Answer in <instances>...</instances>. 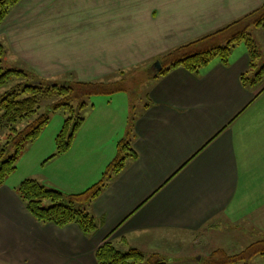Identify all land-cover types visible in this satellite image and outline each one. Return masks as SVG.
<instances>
[{"label": "crops", "instance_id": "obj_1", "mask_svg": "<svg viewBox=\"0 0 264 264\" xmlns=\"http://www.w3.org/2000/svg\"><path fill=\"white\" fill-rule=\"evenodd\" d=\"M21 1L26 2L17 5ZM44 1L31 0L17 14L9 13L0 26L5 56L12 50L41 69L80 61L88 72H99L106 49L121 39L132 36L138 42L152 41L155 48L179 47L264 4V0H74L82 4L85 28L74 42L76 50H66L72 52L67 54L71 61L58 58V40H52L51 29L48 39L55 49L28 52L35 48L30 42L35 37L25 21ZM66 2V7L74 5ZM256 29L254 40L264 60V29ZM42 55L49 59L28 58ZM248 66L240 44L232 49L227 67L214 60L197 76L182 68L162 77L152 74L134 122L137 160L128 162L89 209L99 224L90 237L74 224L58 228L37 223L15 194L20 183L6 181L0 187V264H96L94 251L107 237L121 249L153 245L160 235H188L213 246L220 241L216 229L225 225L264 231V83L253 91L243 87L240 77ZM85 123L70 150L48 162L55 153L54 140L46 147L40 138L29 145L42 170L70 162L58 171L67 178L54 173L49 180L60 184L84 180L75 173L90 169L92 143ZM39 182L63 191L43 178Z\"/></svg>", "mask_w": 264, "mask_h": 264}, {"label": "trees", "instance_id": "obj_2", "mask_svg": "<svg viewBox=\"0 0 264 264\" xmlns=\"http://www.w3.org/2000/svg\"><path fill=\"white\" fill-rule=\"evenodd\" d=\"M19 1L0 0V26ZM252 26L264 29V4L214 33L167 53L159 61L161 70L154 74V78L178 68L197 76L214 60L227 67L232 49L243 44L249 66L247 73L240 77V82L251 91L259 88L264 83V60L261 48L248 34ZM5 53L0 43V87L12 83L11 90L0 96V187L17 170L18 160L26 146L37 141L48 125V113L40 111L43 102L56 99L48 112L62 110L68 115L54 139L55 153L46 160L48 162L70 150L76 133L85 121L75 114L73 100L93 94L94 87L104 86L45 78L31 81L25 71L2 67ZM86 105L81 103L80 108ZM134 122L135 119L125 138L117 143V155L107 166L101 180L88 189L66 194L35 179L21 181L14 191L33 219L40 225L53 224L58 228L74 224L85 237L94 234L99 224L89 209L112 180L126 169L128 162L137 160L133 149ZM256 256H264V240L253 242L234 255H227L222 249L214 250L208 264H247ZM94 259L96 264H164L163 258L156 253L147 256L135 248L120 250L109 237L95 249Z\"/></svg>", "mask_w": 264, "mask_h": 264}, {"label": "rangeland", "instance_id": "obj_3", "mask_svg": "<svg viewBox=\"0 0 264 264\" xmlns=\"http://www.w3.org/2000/svg\"><path fill=\"white\" fill-rule=\"evenodd\" d=\"M30 1H21L19 5L15 6L14 12L10 10L9 13L17 14L21 7H24ZM66 1L45 0L43 6L38 8V12L31 14L26 19V24L34 28L32 34L35 37L30 41L35 48H30L28 52L54 50L55 47L48 39V32L51 29L52 40H58V58L72 61V56L67 55L72 52L66 50H76L74 42L76 39H80L77 35L82 32V28H85L81 22L84 11L82 4L74 3V0H72L74 5L66 7ZM52 25H56V27L53 28ZM55 29H57L56 32ZM256 30L253 26L248 29V34L253 40L257 39L258 36ZM43 32L47 33L48 36L39 37ZM20 38L24 39L25 37L21 35ZM193 41L195 40L184 44ZM242 46L243 44H241ZM113 47L106 49L105 66L103 65L102 68L100 66L99 72L86 71V66L80 61L76 65L73 64V66L67 64L59 68H52L50 65H45L41 69L38 65H32L29 61L23 59L24 57L15 55L12 50V54L9 53L3 58L1 64L3 68L25 71L28 74L27 79L31 81L34 78H45L58 82L69 81L104 85L92 88L93 94L76 98L72 102L75 114L84 118L86 122L84 129H90L88 139H91L92 143L89 144L92 147L91 164H88V167L90 166L89 171L86 172L87 169L83 168V170L80 169L79 173H75L78 177L84 178L82 182H80L81 180H75V183L65 181L60 184L52 179L49 180L51 174L54 173L58 174L57 177L60 179L67 178L66 173L58 171L62 168H68L70 162L63 163L61 168L51 164L45 167V170H42L39 163L38 165L36 163V153H33L35 148H30L29 145L26 146L25 151L18 160L17 170L8 178L10 180L6 181L20 183L25 179L40 181L43 178L48 184L51 183L54 187L61 188L60 190H63V193L69 194L68 192L80 193L101 180L107 166L117 155L116 144L125 138L130 124L141 112L147 83L151 80L152 74L155 73L154 69L152 71L150 69L155 62L161 61L167 53L177 48L164 49L163 46L155 48L152 41L138 42L132 36L115 42ZM28 58L45 60L49 59V56H28ZM11 88L12 83L0 87V96L10 91ZM55 101L56 99H51L41 104L40 111L49 115V123L40 137L43 147L51 144L56 136L55 134L59 132L64 120L68 117L62 110L48 112ZM84 102L87 105L80 108V104ZM216 231L219 233L220 241L213 246L210 242H208L209 246H206L202 239L188 235L183 238L173 236L165 238L164 235H160L154 239L153 245L141 243L143 245L128 248H135L147 256L154 252L159 253L164 264H208L209 256L214 250L222 249L227 255H234L244 250L251 243L264 240V231H261V233L252 232L251 227L247 229L246 227H235V225L229 224V226L225 225L221 229H216ZM128 248L121 249L119 247L120 250H127ZM247 264H264V256H256Z\"/></svg>", "mask_w": 264, "mask_h": 264}, {"label": "water", "instance_id": "obj_4", "mask_svg": "<svg viewBox=\"0 0 264 264\" xmlns=\"http://www.w3.org/2000/svg\"><path fill=\"white\" fill-rule=\"evenodd\" d=\"M152 69L155 70V73L159 72L161 70V65H160V62H155L152 66Z\"/></svg>", "mask_w": 264, "mask_h": 264}]
</instances>
